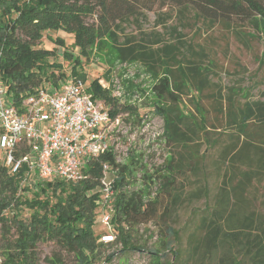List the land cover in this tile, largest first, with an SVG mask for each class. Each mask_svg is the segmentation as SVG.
Returning a JSON list of instances; mask_svg holds the SVG:
<instances>
[{
    "label": "trees",
    "instance_id": "trees-1",
    "mask_svg": "<svg viewBox=\"0 0 264 264\" xmlns=\"http://www.w3.org/2000/svg\"><path fill=\"white\" fill-rule=\"evenodd\" d=\"M160 1L162 5L174 4L179 18L191 12L196 20L204 19L208 28L217 21L230 29L228 21L235 16L249 22L257 33L264 30V8L255 0H0V80L16 106L47 84L57 88L65 83L60 64L48 61L54 51L39 45L46 32L69 34L78 57L72 59L66 52L62 56L73 62V76H80L82 60L93 52L109 65L115 62L144 68L154 80L152 113L163 120L161 139L171 150L151 173L142 156L129 152L127 161L119 164L112 152H106L86 161V177L81 181L55 179L34 181L33 185L22 183L24 167L11 174L0 153V229L5 235L13 229L15 236L10 244L0 247L3 264H39L37 245L45 242L72 255L78 264H94L99 248L120 245L121 249L105 257L110 263L117 255L142 252L133 242L132 231L147 224H153L159 235L158 244L149 249L147 264H264V217L256 215L250 195L252 185L264 181V100L253 99L249 90L220 85L207 48L187 41L176 27L172 28L174 42H168L162 33L141 37L126 33L127 26L146 17L141 9L151 10ZM93 16L95 22L88 23L86 19ZM165 17L159 15L157 20L164 29ZM54 43L64 46L61 38ZM88 92L110 107L111 117L122 113L128 117L125 121L135 118L141 123L137 109L131 104L120 105L99 80L90 82ZM203 97L210 100L224 134L228 133L222 145L219 138H208ZM250 124L263 134L258 144L247 133ZM202 147L207 151L219 147L218 159L210 169ZM174 149L183 151L174 155ZM26 151L25 145L21 154ZM105 164L116 171L110 219L115 241L110 244L97 243L93 231ZM186 170L195 178V188L189 194L183 192L186 178L179 179ZM138 172L141 180L135 176ZM211 174L217 178L212 190L207 181ZM28 190L32 197L22 198L21 192ZM185 195L190 201L208 204L201 211L193 210L191 224L174 230L166 218ZM20 208L29 212L27 220L20 219ZM182 233L185 247L175 243Z\"/></svg>",
    "mask_w": 264,
    "mask_h": 264
},
{
    "label": "rangeland",
    "instance_id": "rangeland-1",
    "mask_svg": "<svg viewBox=\"0 0 264 264\" xmlns=\"http://www.w3.org/2000/svg\"><path fill=\"white\" fill-rule=\"evenodd\" d=\"M264 8V0H255ZM162 2L156 3L151 10L141 9L146 17H141L137 23L127 26L126 33L129 35L141 37L143 34L162 33L168 42H174L175 33L172 28L176 27L177 32L182 33L187 41L204 45L209 53L211 60L214 61L218 82L220 85L233 87L242 92H248L253 99L264 100V30L259 33L250 28L249 22H241L235 16L230 17L228 21L230 29H226L220 22H217L208 28V23L204 19L196 20L192 13H185L184 18H179L178 9L174 4ZM165 14V29L157 24L158 16ZM88 23L95 22V16L86 19ZM239 24V25H236ZM236 33L240 35L236 36ZM249 34V37L247 36ZM61 38L64 46L58 47L54 40ZM39 47L46 50H53L55 55L50 57V63L60 64L61 72L66 75V82L71 79H79L84 81L85 89H88L90 82L99 80L105 85L110 94L118 100L120 105L131 104L137 109L138 118L141 123L138 124L135 118L129 119L125 114L120 113V128L117 134H113L111 143L115 150V158L119 164H124L127 161L129 152L133 155L143 157V165L150 171L152 167L160 166L163 161L169 157L171 150L166 147L161 139L163 132V120L159 116L152 113L151 87L154 83L145 72L144 68L138 64L126 65L113 62L109 65L103 56L92 53L89 59H83L80 66V76H73L70 71L73 65L71 60H66L62 56V52L71 54L72 59L78 57V51L73 47V38L69 34L61 32H46ZM107 71L109 72L107 74ZM59 72L55 71V74ZM107 74V75H106ZM108 77V79H107ZM65 83H59L57 88H60ZM131 85V88L129 86ZM47 88L50 86L47 84ZM263 95V97H262ZM185 105L193 112L192 105L185 99ZM201 106L205 112L206 131L208 138L211 140L218 139L221 145L226 143L228 133H225V128L221 126L223 123L212 110L210 100L201 99ZM220 121V124L219 122ZM212 125L217 128L213 129ZM220 125V126H219ZM227 132H232L228 131ZM247 133L252 137V141L258 144L263 139L259 127L255 124H250L247 128ZM244 139V138H243ZM183 151L182 149H174L172 153ZM205 152V163L210 169L215 160L218 159V148H211L209 151L202 147ZM209 174V173H208ZM136 178L141 180V173H136ZM183 192L189 194L192 192L193 181L195 178L186 170L183 174ZM114 176L111 174L110 179ZM210 189L217 185V178L211 174L208 178ZM139 184V183H138ZM136 184V187H138ZM135 188V186H134ZM157 188H153L155 191ZM250 195L253 197V210L257 216L264 217V181L254 183L250 190ZM21 197L29 199L32 197L31 190L22 191ZM185 196H181L179 204L171 208L166 222L174 229H183L189 220L193 210L201 211L207 206L205 200H188ZM211 201V199H209ZM210 205V203H209ZM20 219L27 220L29 212L20 208ZM8 226H12L8 224ZM264 230V228H263ZM93 231L97 239V243H101L100 238L104 234L115 236L112 226L106 228L101 223L100 211L96 210V216L93 223ZM158 232L153 224L139 225L132 231L133 242L141 246L142 252H127L117 255L112 262L106 263L105 257L119 250L120 245H112L109 247L99 248V256L94 264H147L149 261V249L157 245ZM14 236V230L11 229L9 234H4L0 229V247L10 244ZM185 234L179 236V243L185 247ZM174 243V245H175ZM38 263L39 264H78L76 259L61 249L52 242L39 243L37 245ZM167 257L172 260V257L167 253Z\"/></svg>",
    "mask_w": 264,
    "mask_h": 264
},
{
    "label": "built area",
    "instance_id": "built-area-1",
    "mask_svg": "<svg viewBox=\"0 0 264 264\" xmlns=\"http://www.w3.org/2000/svg\"><path fill=\"white\" fill-rule=\"evenodd\" d=\"M10 97L0 80V153L11 174L26 169L22 183L78 182L86 177L87 160L106 152L115 155L110 139L120 128L119 116L111 117L110 107L93 99L84 81L71 79L60 88H40L19 106ZM115 173L102 166L97 209L106 228L111 226L116 193L109 177ZM100 241L110 244L115 236L104 234Z\"/></svg>",
    "mask_w": 264,
    "mask_h": 264
}]
</instances>
